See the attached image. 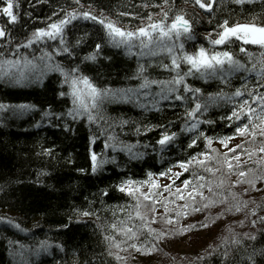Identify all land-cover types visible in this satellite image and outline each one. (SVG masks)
Segmentation results:
<instances>
[{
	"label": "trees",
	"instance_id": "16d2710c",
	"mask_svg": "<svg viewBox=\"0 0 264 264\" xmlns=\"http://www.w3.org/2000/svg\"><path fill=\"white\" fill-rule=\"evenodd\" d=\"M242 23L264 30V0H0V264H264V43Z\"/></svg>",
	"mask_w": 264,
	"mask_h": 264
},
{
	"label": "rangeland",
	"instance_id": "374dc122",
	"mask_svg": "<svg viewBox=\"0 0 264 264\" xmlns=\"http://www.w3.org/2000/svg\"><path fill=\"white\" fill-rule=\"evenodd\" d=\"M75 16H76V14H75ZM68 19H70V18H65L62 21L55 23L49 29L40 30L39 34L40 35H56V34H58L60 32L64 22L69 21ZM109 30L114 36L117 37L118 40L125 42V38H124L125 37V30L124 29H122L120 27H116V26H110ZM118 30H119V32H118ZM231 30H232V32L238 33V35L244 40L264 43V30H260V29L254 27L250 24L242 23V24H239L236 27L232 28ZM131 34H132V32H131ZM151 45H152V42H147L144 45V47H146V49H148V47H150ZM83 85H85V83H83ZM78 89H79L78 94H79L80 98L85 97L84 94L88 93L90 98L92 100H94L95 93L89 91L90 89H88L85 86H83V89L82 88H78ZM240 140H241V138H239V137L236 139L228 140L226 142H223L221 147L224 151H228V150L234 148ZM183 170H184L183 166H178V167L173 168L169 173L163 174L161 176H157L156 179L162 185L166 186V185L170 184L171 182H173L174 180H176L178 178L179 174ZM5 212L6 213H3V215H4L3 217L5 219H7V220L11 219V221H13L12 219H16V217H14V215H16V212H13V211H11V212L5 211ZM199 234H200L199 237L197 236L193 240H191L189 237H185V240L182 238L177 239V240H175V246H177L178 249L183 250V251H191L194 249V245H193L194 243L200 244L203 240L207 241V239L209 240L214 236V232L213 231L211 232L209 230H203ZM47 245H48V243H47Z\"/></svg>",
	"mask_w": 264,
	"mask_h": 264
},
{
	"label": "water",
	"instance_id": "95a60500",
	"mask_svg": "<svg viewBox=\"0 0 264 264\" xmlns=\"http://www.w3.org/2000/svg\"><path fill=\"white\" fill-rule=\"evenodd\" d=\"M172 26L174 28H182V29H187V30L191 29V24L189 22H186V21L180 20V19L174 20L172 22ZM118 32H119V30H118Z\"/></svg>",
	"mask_w": 264,
	"mask_h": 264
},
{
	"label": "bare ground",
	"instance_id": "6f19581e",
	"mask_svg": "<svg viewBox=\"0 0 264 264\" xmlns=\"http://www.w3.org/2000/svg\"><path fill=\"white\" fill-rule=\"evenodd\" d=\"M67 23V22H66Z\"/></svg>",
	"mask_w": 264,
	"mask_h": 264
}]
</instances>
